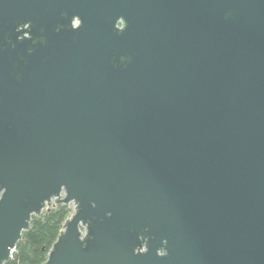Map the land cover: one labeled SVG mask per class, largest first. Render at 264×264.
Masks as SVG:
<instances>
[{"label":"water","instance_id":"1","mask_svg":"<svg viewBox=\"0 0 264 264\" xmlns=\"http://www.w3.org/2000/svg\"><path fill=\"white\" fill-rule=\"evenodd\" d=\"M264 264V0H0V264Z\"/></svg>","mask_w":264,"mask_h":264},{"label":"trees","instance_id":"2","mask_svg":"<svg viewBox=\"0 0 264 264\" xmlns=\"http://www.w3.org/2000/svg\"><path fill=\"white\" fill-rule=\"evenodd\" d=\"M72 213L71 204L56 203L32 215L29 226L22 231L11 256L4 264H42L51 244Z\"/></svg>","mask_w":264,"mask_h":264},{"label":"rangeland","instance_id":"3","mask_svg":"<svg viewBox=\"0 0 264 264\" xmlns=\"http://www.w3.org/2000/svg\"><path fill=\"white\" fill-rule=\"evenodd\" d=\"M71 206H72V204H71Z\"/></svg>","mask_w":264,"mask_h":264}]
</instances>
